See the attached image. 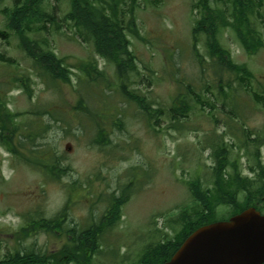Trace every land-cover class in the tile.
<instances>
[{
  "label": "rangeland",
  "instance_id": "1",
  "mask_svg": "<svg viewBox=\"0 0 264 264\" xmlns=\"http://www.w3.org/2000/svg\"><path fill=\"white\" fill-rule=\"evenodd\" d=\"M199 2L137 0L134 17L141 37L129 34V40L140 74L133 77L129 89H135L155 115L149 121L139 106L121 97L115 66L64 21L70 0L46 1L44 7L55 23L47 26L48 32L35 25L30 34L37 41H48L64 59L71 71L68 84L46 82L38 76L18 36L7 30L6 16L0 13V29L9 34L0 37V101L11 112L21 114L17 121L23 128L38 121L34 113L50 111L40 121L49 128L38 143L63 156V165L71 168L62 181H50L27 166L22 158L28 157L25 149L15 142L21 155H13L0 141V259L25 246L47 257L62 252L56 237L42 234L19 242L16 233L24 222L22 216L39 205L45 217H54L68 199L66 185L76 181L82 189L74 197L67 221L71 226H88L104 213L106 195L128 184V175L138 169L141 178L122 210V223L106 237L91 264H139L144 249L162 240L157 231L173 237L181 229V214L192 215L199 209L187 184L199 179L204 187L212 186L215 163L209 141L222 136L226 144L235 145L230 154L240 161L243 175L251 177L248 166L254 164L255 149L252 144L247 153L239 145L244 131L252 141L257 137L264 140V5H255L250 14L251 48L244 47L230 27L219 35L233 62L252 75L243 84L236 74L218 72L208 55L205 35L195 47L194 30L205 15ZM210 3L225 9L220 0ZM12 5L11 0H4L0 9ZM225 13L233 22L229 11ZM125 18L128 21L131 14ZM89 61H95L104 73L102 79L84 76L82 70ZM21 77L29 78L31 98L15 81ZM197 94L202 103L196 102ZM182 96L188 97L193 109L186 120L174 121L170 111ZM116 120H122L124 127L119 128ZM3 123L0 118V125ZM101 129L107 131L112 146L102 149L93 143ZM260 155L264 163V146ZM217 211L219 219L232 212L227 207Z\"/></svg>",
  "mask_w": 264,
  "mask_h": 264
},
{
  "label": "trees",
  "instance_id": "2",
  "mask_svg": "<svg viewBox=\"0 0 264 264\" xmlns=\"http://www.w3.org/2000/svg\"><path fill=\"white\" fill-rule=\"evenodd\" d=\"M3 1L0 0V2ZM11 1L12 7L0 9V13L6 16L7 30L18 36L20 47L33 61V67L38 76L46 82L70 83L71 71L66 66L64 59L57 56L48 41H37L30 36L35 31V25H40L39 30L48 32L49 27L47 26L55 23L54 16L49 14L44 7V3L48 0ZM220 1L225 9L218 6L212 7L210 0H200L198 5L203 8L205 15L194 30V44L196 47V44L200 42V37L205 35L208 55L214 61L218 72L229 75L236 74L243 83L248 81L252 75L246 67L233 62L230 52L221 44L219 35L225 28L230 27L244 47L251 48L253 30L250 14L254 12L255 5H264V0ZM136 3L137 0H70L71 9L65 15L64 21L72 24L78 37L84 43H91L102 59L115 66L119 81L117 87L121 97L129 103L139 106L149 121L155 115L151 113L145 100L137 94L135 89H129L133 84V77L140 74L138 60L130 49L131 42L129 40V34L137 38L141 37L137 20L134 17ZM225 11H229L233 22L226 19ZM128 14H131V18L126 21L125 17ZM8 35L7 31L0 29L1 38H6ZM195 56L200 58L198 51ZM2 60L6 59L2 58ZM82 72L85 77H89L93 81L104 77V73L97 69L95 61H89ZM15 81L25 87L31 98L32 92L27 83L29 78L21 77ZM196 102L202 103L199 94L196 95ZM80 106H83V102H80ZM192 109L188 97L182 96L179 104L177 102V105L170 111L171 119L174 121L186 120ZM158 112L161 113V110ZM34 115L38 121L28 122L23 128L24 124L17 121L21 114L11 112L1 101L0 118L4 119L6 123L0 125V141L9 152L20 156L16 142L20 148L28 152V157L22 155L27 166L43 174L50 181H62L71 172V168L63 165V156H57L51 149H45V145L38 143L44 138L49 128V125L43 126L40 121L44 115L50 116L51 112L48 110L38 111ZM116 121L119 128L124 127L122 120ZM5 134H9V136ZM263 141L258 137L252 141L249 133L245 131L240 139V150H245L248 153L252 144L255 149L254 164L248 166L251 177L244 176L240 161L232 158L230 153L235 145L226 144L222 136L209 141L208 145L212 150L211 158L215 163L212 186L204 187L199 179L187 184L195 202L199 204V209L195 210L192 215H189L187 211L181 214L178 223L181 229L173 237L163 231H157L161 234L162 240L155 245H148L144 249L139 264L168 262L182 243L200 227L217 221H226L249 208H255L264 214V163L260 158V150L264 146ZM93 143L102 149L113 144L104 129L98 132ZM143 174L146 175V173ZM128 176L130 179L128 184L120 185L115 192L106 195L104 213L99 219L93 218V222L88 226L68 224L69 211L76 202L74 197L78 190L82 189V186L77 181L66 185L68 199L64 207L54 217H45L43 207L39 205L31 213L22 216L24 222L16 233L19 242L42 234L56 237L62 243V252L47 257L31 247L25 246L23 250L17 249L0 259V264H62L65 260L66 264H91L92 256L101 250L106 237L121 225L122 210L137 191V181L141 178L138 169H134ZM220 207L232 210L228 218L219 219L217 208ZM20 246L22 247V245Z\"/></svg>",
  "mask_w": 264,
  "mask_h": 264
},
{
  "label": "water",
  "instance_id": "3",
  "mask_svg": "<svg viewBox=\"0 0 264 264\" xmlns=\"http://www.w3.org/2000/svg\"><path fill=\"white\" fill-rule=\"evenodd\" d=\"M165 264H264V215L249 208L201 227Z\"/></svg>",
  "mask_w": 264,
  "mask_h": 264
}]
</instances>
